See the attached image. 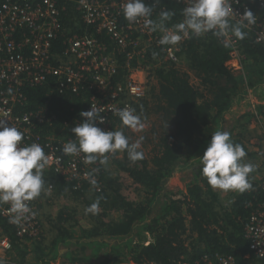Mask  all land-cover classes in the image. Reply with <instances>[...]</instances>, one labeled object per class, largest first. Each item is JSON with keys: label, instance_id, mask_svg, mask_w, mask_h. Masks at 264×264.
Masks as SVG:
<instances>
[{"label": "trees", "instance_id": "trees-1", "mask_svg": "<svg viewBox=\"0 0 264 264\" xmlns=\"http://www.w3.org/2000/svg\"><path fill=\"white\" fill-rule=\"evenodd\" d=\"M58 4L61 31L69 29L73 35H83L86 27L80 21L74 0H58ZM184 8L172 0H156L153 15L163 11L173 13L165 22L166 27H172L183 21ZM88 33L108 45L113 44L106 35H98L95 29L89 28ZM67 37V34L58 37L53 45L54 52L63 53ZM239 41L245 57L244 73L240 75L227 65L230 48L211 33L202 37L191 35L182 44L180 57L186 65L184 68L166 61L165 46L155 43L148 51L147 64L153 66L151 73L156 83L147 97L134 107L143 122L152 114L161 116L173 125L175 134L163 129L150 157L143 154V159L133 163L126 152H119L112 162L118 173H123L140 187L144 197L138 201L130 200L124 193L122 175L113 176V171L99 162L93 165L104 185L100 193L91 191L86 185L75 190L74 183L54 172L44 173L45 188L52 185L56 196H66L73 203L83 205L91 224L83 228L75 216L76 209L65 207L50 221L56 235L46 245L42 236L40 239L19 238L16 226L0 217V226L12 241L13 250L9 255L15 264H25L29 256L34 264H54L58 260L62 264H123L126 261L133 264H198L205 256L212 258L216 254L233 257L236 264H264V259L250 252L244 229L249 216L264 200L260 183L249 177L251 189L231 195L230 207L222 208L219 195L201 172L200 158L217 130L229 132L234 143L242 145L246 152L249 150L244 134L237 132L243 127L241 121L230 130L225 123L235 108L249 102L253 92L263 88L264 93V46L248 33ZM119 59L123 65V55ZM124 76V70L120 68L113 77V85L124 82ZM57 86L54 80L37 87L24 86L25 106L17 105L16 112H42L47 118L51 113L55 114L57 119L40 126L39 133L43 136L54 132L63 148L65 143L75 140L71 128L82 122L80 113L84 111L89 95L85 90L79 95L66 89L59 91ZM261 101L257 108L264 118V97ZM120 127L121 131H127L128 137L131 129L124 127L117 116L111 121V131ZM129 135V141L135 142V133ZM188 170H191V179L187 192L170 190V178ZM97 200L99 209L94 213L86 212ZM111 214H119V218L110 219ZM62 248L67 250L63 254Z\"/></svg>", "mask_w": 264, "mask_h": 264}, {"label": "built area", "instance_id": "built-area-1", "mask_svg": "<svg viewBox=\"0 0 264 264\" xmlns=\"http://www.w3.org/2000/svg\"><path fill=\"white\" fill-rule=\"evenodd\" d=\"M172 1L187 6V0ZM74 2L80 21L86 27L83 35H73L69 29L61 31L58 0H0V120H7L9 126L23 133L21 146L32 143L42 146L49 157L43 174L54 172L65 181L74 183L75 190L86 185L91 191L100 193L104 185L98 170L93 164L84 163V154L64 155L56 134L40 136L39 127L54 122L57 119L55 114L51 113L47 118L42 112H16L17 105L25 106L22 88L26 85L37 87L54 80L59 91L66 89L76 95L87 91L89 97L84 111H89L92 106L97 108L104 118V123L98 127L111 131V121L118 116V110L125 107L135 109L134 105L147 97L153 80V66L147 64V54L163 33L149 31L142 20L129 23L122 11L126 0ZM146 3L155 7L154 0H146ZM229 3L234 9L230 23L240 21V15L246 10L253 13L255 22L247 25L245 21L243 30L264 46V0H229ZM151 19L155 21L153 14ZM89 28L95 29L98 35H106L113 43L110 48L98 38L89 36ZM63 34L69 36L65 39V50L56 53L53 51L54 42ZM190 37L175 46H165L166 61L179 67L181 46ZM227 46L230 48L228 67L240 71L245 58L240 41L229 34ZM120 55L125 61L123 65ZM120 68L124 70V82L113 85V77ZM93 178L95 185L90 183ZM46 189L56 196L52 185ZM262 189L264 191V181ZM28 203L35 215L26 221L20 224L10 222L8 205L0 206V217L16 226L19 238L40 239L42 224L40 226L38 208L33 201ZM244 229L250 252L264 259V200L249 216ZM12 250L11 238L0 226V262L9 258ZM198 264H236V261L233 257L216 254L212 258L205 256Z\"/></svg>", "mask_w": 264, "mask_h": 264}, {"label": "clouds", "instance_id": "clouds-1", "mask_svg": "<svg viewBox=\"0 0 264 264\" xmlns=\"http://www.w3.org/2000/svg\"><path fill=\"white\" fill-rule=\"evenodd\" d=\"M122 11L129 23L142 20L149 31H161L163 35L158 43L162 46H175L190 35L202 37L209 33L223 39L227 45L229 34L243 40L247 35L243 30L246 27L244 22L247 25L255 22L253 13L246 10L240 15V21L230 23L234 9L229 0H187L182 13L183 21L171 29L166 27L165 22L174 14L163 11L156 22L151 19L153 5L147 4L146 0H126ZM117 115L126 128L133 131L144 128L141 116L133 108L120 109ZM80 116L82 122L71 128L75 140L63 145L64 155L84 154V163L89 165L97 162L106 165L108 156L117 152H126L133 163L143 159L140 150L142 137L130 142L123 131L102 130L98 124H103L104 118L94 106L89 111H82ZM22 140V132L9 126L7 120H0V206L8 205L10 222L16 224L35 215L28 202L48 191L43 179V172L49 164L48 155L39 143L21 146ZM246 155L244 147L234 143L229 132L217 130L211 135V141L200 158L202 175L214 191L244 193L252 187L249 177L254 171V166L245 162ZM90 183L95 185L96 180L90 179ZM98 209L99 200L91 204L86 212L94 213Z\"/></svg>", "mask_w": 264, "mask_h": 264}, {"label": "rangeland", "instance_id": "rangeland-1", "mask_svg": "<svg viewBox=\"0 0 264 264\" xmlns=\"http://www.w3.org/2000/svg\"><path fill=\"white\" fill-rule=\"evenodd\" d=\"M155 21L156 22L159 21V15L158 14L155 15ZM180 66L182 68H184L186 65H184V63L181 62ZM243 71H244L243 65H242L240 71L233 70V72H235L237 75L243 74L244 73ZM193 82L197 83V80H195L193 78ZM155 83L156 82L153 79L150 83V88L154 87ZM262 91H263V88H259L256 93L253 92V94H252L250 92L252 94L250 98L253 101L254 100L255 101H261V99L264 97V93H262ZM256 106H255V110L258 111V113H259V110H258V108H256ZM240 109H241L243 114L246 113L245 112L246 111L245 106H243ZM238 113H239L238 111L237 112L234 111L232 116L234 117ZM232 116L229 115L228 119H231ZM262 118H263V116H262ZM263 120H264V118H263ZM263 120H262V124L256 123L253 126L252 129H255V130H248L246 132H243L244 133V136H243L244 141H245V143L247 142V145H249L250 148L252 146H254L253 144H257L259 142H262V145L261 146L259 145V147H261L260 148L261 152L259 153V155L257 157H254L253 153L247 151L246 152L247 155L245 158L246 163H251L254 166V171L252 172L253 175H251V176H254L256 173H258L259 178L264 177V137L263 138L261 137V135H264V122H263ZM243 122L246 123V125L248 127L252 126V123L250 122V118H248V117H247V119H244ZM235 123H236V120L235 121L228 120L225 123V127H227V129L230 130L235 125ZM121 128L122 127H120V129L117 128V131H121ZM163 129L170 131L169 133L171 135L175 134V128L173 127L172 124H168L167 122H165L163 120V118H161V116H156L155 114H152L144 122V128L141 131L131 130L133 133H135V136H136L135 142L142 137L140 150L143 152V154L146 157H150L151 155H153L155 148H157L158 136L162 133ZM131 131L129 130L128 137L130 136L129 134L132 133ZM126 132L127 131H125L124 134ZM53 133L54 132L45 133V135H47V136L49 135V137H51L52 135L55 134V133L54 134ZM116 158H117L116 154L114 156H108V163L106 165H103V166L106 167L108 170L113 171L112 172L113 176H117V175L121 176L122 175L121 177H123L122 180L124 183V193H125V195H127V197L130 200H133V201L140 200L142 197H144L145 193L142 190H140L139 186L134 185L133 182L129 178L126 177V175H124L123 173H118L116 171L115 167L112 166V162ZM257 170H259V172H257ZM175 178H177V179H175ZM190 179H191V171H189V170L185 171V172H181V173H176L168 181L169 182L168 187H169V189L171 187L172 190H180V191H184L186 193L187 192V185H188ZM54 193H55V191H54ZM65 197L64 196H55L54 194L52 195V194L47 192V194L42 193L41 197L33 200V202L35 203V205L38 208V215H39V219L41 221V222L39 221L40 226L42 224V226L40 227V234L44 238V240H45L44 243L46 245H48L56 235V232L53 230V227H52L53 224H51L50 221L56 219L57 216L59 215V213L61 211H63V209L65 207H71V209H73V208L76 209L77 214L75 216L77 219H79V224L83 228H87L91 224L89 219L87 218L88 216L85 213L84 206L78 202L73 203L70 199L65 198ZM118 218H119V214H111L110 215V219H118ZM29 243H31V241H29ZM146 244H148V243H146ZM66 251H67L66 248L61 249L62 254L65 253ZM0 264H15V260H13V257H11V255H9V258H7L3 262H0ZM25 264H34V260L32 261V256H29L27 258ZM54 264H62V262L60 260H58ZM123 264H133V263L126 261Z\"/></svg>", "mask_w": 264, "mask_h": 264}, {"label": "crops", "instance_id": "crops-1", "mask_svg": "<svg viewBox=\"0 0 264 264\" xmlns=\"http://www.w3.org/2000/svg\"><path fill=\"white\" fill-rule=\"evenodd\" d=\"M102 42V41H101ZM105 43V42H104ZM106 44V43H105ZM107 46H108V48H110V45H108V44H106ZM250 100H249V102H246V103H242V104H240L237 108H235L234 110H233V113H234V111H238L239 113L236 115V116H232V114L230 115V116H232L231 117V119H228V120H233V121H235L236 120V123H237V121H238V123H239V121H241V124H242V128H239L238 130H237V132H239V133H243V132H246V131H248V130H255V129H252L253 128V126L256 124V123H260V124H262V120H263V118H262V116L258 113V111H256L255 110V106L258 104V105H260L261 104V102L262 101H253L251 98H249ZM263 104H264V102H263ZM255 105V106H254ZM257 105V106H258ZM243 106H245V109H246V116H244L245 114H243L242 113V111H241V109L240 108H242ZM257 106H256V108H257ZM253 108V109H252ZM247 117L248 118H250V122L252 123V126L251 127H248L247 125H246V123H244L243 122V120L244 119H247ZM263 122H264V120H263ZM236 123H235V125H236ZM244 134V133H243ZM261 137L263 138L264 137V135H261ZM252 143V142H251ZM246 145V144H245ZM254 146H252L251 148L249 147V145H247L248 146V152H251V153H253V155H255L254 157H257L258 155H259V153L261 152L260 151V148L261 147H259V145L261 146L262 145V142H259V143H257V144H253ZM252 150V151H251ZM189 171H191V170H189ZM257 172H259V170H257ZM179 175V174H178ZM251 175H253L252 173L250 174V178H252V181L253 182H259L260 184V186H262V182L264 181V177H260L259 178V174L258 173H256L254 176H251ZM178 178V177H177ZM177 178H175V179H177ZM255 178V179H254ZM174 179V180H175ZM170 186V185H169ZM170 189L172 190V188L170 187ZM174 191H176V190H174ZM214 191V190H213ZM214 192H216L218 195H219V197H220V206L222 207V208H224V207H227V208H229L230 207V205H231V202H232V198H231V195H234V194H237L238 192H229V193H221V192H219V191H214Z\"/></svg>", "mask_w": 264, "mask_h": 264}]
</instances>
